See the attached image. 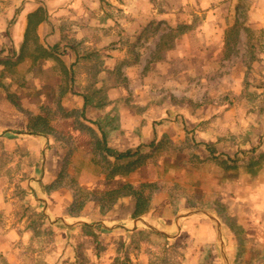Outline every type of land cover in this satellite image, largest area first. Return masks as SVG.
<instances>
[{"label": "crops", "instance_id": "obj_1", "mask_svg": "<svg viewBox=\"0 0 264 264\" xmlns=\"http://www.w3.org/2000/svg\"><path fill=\"white\" fill-rule=\"evenodd\" d=\"M158 1L26 0L8 20L0 40V153L9 158L7 169L18 170L12 182L49 228L71 233L92 228L117 231L125 240L139 232L170 239L184 235V228L215 226L219 244L214 220L220 230L224 226L209 209L212 201L216 207L222 202L246 232L264 231V163L255 160L264 151V132L241 150L253 156L247 165L256 164L241 176L246 212L234 208L232 179L225 191L203 188L218 184L219 157L246 165L231 144L230 154L223 149L219 120L225 113L214 110L212 100L205 105L195 90L209 69L205 59L217 55L222 12L234 13L235 0ZM261 1L252 14L256 10L253 22L264 29ZM152 23L183 27L167 47L126 48ZM103 143L115 152L141 149L117 160L104 153ZM180 158L182 177L192 180L181 181L190 188L174 201L170 181L160 174ZM17 201L0 189L6 215L0 232L25 228V218L13 219Z\"/></svg>", "mask_w": 264, "mask_h": 264}, {"label": "rangeland", "instance_id": "obj_2", "mask_svg": "<svg viewBox=\"0 0 264 264\" xmlns=\"http://www.w3.org/2000/svg\"><path fill=\"white\" fill-rule=\"evenodd\" d=\"M25 1L0 0V40L8 20L20 10ZM150 1L152 4L159 3L158 0ZM233 4L234 13L222 12L225 24L221 25L223 32L215 46L217 55L205 59L209 69L202 73L203 83L199 82L200 88L195 90H198V95L205 105H209L212 100V107H217V112L225 113L219 120V130L223 133V149H228L230 154L231 144L235 151L239 150L236 152L241 158L239 161L244 160L242 158L246 160V165L244 162L232 164L226 157H219L218 167L214 171L218 184H207L203 188L213 194L216 190L220 192L222 187L225 191V181L232 179L236 194L234 208H243L246 212V204L243 207V201L246 199V181L241 176L242 172L256 168V164L247 165L254 162L253 156L249 154L246 158L241 150L252 146L255 140L259 139L260 133L264 132V29L253 22L259 19L256 10L252 14L253 7L257 8L259 4L258 0H235ZM41 17L40 11L34 19ZM197 17L200 18V15ZM154 24L139 29L137 32H140V39L128 40L126 48L129 49L131 45L139 49L150 48L154 43L156 48L167 47L172 45L174 37L183 27L168 29L167 26ZM158 34L162 40H150V37ZM1 66L11 67L3 63ZM228 132L230 135H227ZM1 147L0 143V149ZM259 156V159L255 160L264 163V151ZM8 159L4 153H0V189L4 194L10 193L19 200L13 207V219L23 217L26 219V225L25 228H10L6 231L2 228L0 264H75L74 259L81 262L77 264H86L87 260L89 264H136L138 259L144 264H225L216 241L215 226L213 231L210 228H184V235L178 234L170 239L139 232L126 240L125 235L117 231L101 233L92 228H79L71 233L72 231L64 228H49L42 220L38 206L30 200H24L25 191L12 182L16 179L18 170L7 169ZM181 159L173 161L174 167H165L164 172L160 174L162 178L170 181L171 191L168 194L173 200L186 191L183 192L182 188H190L188 184L181 185V181L192 180L188 176L182 177L184 169L180 166L183 163ZM192 170L191 167L189 172L192 173ZM80 203L76 202V209ZM215 203L212 201V208H208L213 209L217 220L224 226L221 228V239L227 264H264V231L251 228V232H246V228H243L236 216L232 218V213L226 206H222V202H217V207ZM102 204L104 210L109 207V201ZM5 218L2 209L0 226L4 225ZM83 236L90 237V240L82 245L79 240ZM124 244L126 246H123ZM90 259L93 260L92 263Z\"/></svg>", "mask_w": 264, "mask_h": 264}, {"label": "trees", "instance_id": "obj_3", "mask_svg": "<svg viewBox=\"0 0 264 264\" xmlns=\"http://www.w3.org/2000/svg\"><path fill=\"white\" fill-rule=\"evenodd\" d=\"M15 16H16V13L13 15L12 19L15 18ZM140 149L141 147L137 148L135 151L127 150L125 152H115L114 150L107 148L105 144L103 143L104 153L108 156L114 157L117 160L135 157L136 155L139 154Z\"/></svg>", "mask_w": 264, "mask_h": 264}, {"label": "water", "instance_id": "obj_4", "mask_svg": "<svg viewBox=\"0 0 264 264\" xmlns=\"http://www.w3.org/2000/svg\"><path fill=\"white\" fill-rule=\"evenodd\" d=\"M214 220V219H213ZM216 225H217V236H218V242H219V247L221 250V254L224 258L225 264H227V260H226V256H225V251H224V245L222 243V239H221V230H220V226L219 224L216 222V220H214Z\"/></svg>", "mask_w": 264, "mask_h": 264}]
</instances>
